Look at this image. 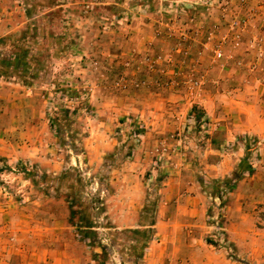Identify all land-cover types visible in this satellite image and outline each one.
I'll return each mask as SVG.
<instances>
[{"label":"rangeland","instance_id":"obj_1","mask_svg":"<svg viewBox=\"0 0 264 264\" xmlns=\"http://www.w3.org/2000/svg\"><path fill=\"white\" fill-rule=\"evenodd\" d=\"M29 2L0 0V264L176 251L157 225L183 195V152L212 201L208 242L264 264V133L230 140L223 163L208 139L228 95L260 91L264 116V0ZM234 187L245 223L221 204Z\"/></svg>","mask_w":264,"mask_h":264},{"label":"crops","instance_id":"obj_2","mask_svg":"<svg viewBox=\"0 0 264 264\" xmlns=\"http://www.w3.org/2000/svg\"><path fill=\"white\" fill-rule=\"evenodd\" d=\"M254 93L252 95L239 92L234 95H228L225 98L227 111L224 112L225 114L221 117V120L213 117L216 124L212 125V136L208 139L210 146L220 154L218 157L220 163L229 160L230 156L224 152L225 149L223 147L230 140L245 132L264 133V116L263 110L260 109L262 104L259 103L261 92L257 91ZM196 106H201V108L206 110L205 112L207 114L215 117L220 114L216 110L213 111L211 107L198 103L197 101H193L190 104L187 112L192 111L194 113ZM218 132H221L223 135L220 140L214 139L215 134ZM214 141L216 144H214ZM222 157L224 158L222 159ZM197 159V156L183 152V160L189 161L190 168L188 169H191L192 174L193 172H199V169L197 170ZM219 162L218 166L210 165L211 167L219 168L216 169V176L226 174V168H220ZM184 164L183 195L179 196L176 201L170 204L168 203L165 206L168 215L159 219V224L157 225L159 227V233L163 234L165 239L175 242L173 247L176 251L168 253L166 248L169 244L164 242V240L162 242H154L147 256V264H244L238 262L228 254L229 246L227 244H211L206 239L212 230V224L208 221L212 201L206 197L202 183L194 179L188 181L185 178L188 169L184 167L186 165ZM228 168H230V165L227 166V172ZM180 186L177 188L178 190H181ZM244 192V190L243 192H237V188L234 187L233 192H229L231 193L229 196L231 199L228 197L229 199L223 203L221 202L224 208H227V218L230 223H234L236 215L241 217L244 223L248 221V215L236 211L237 209L240 211L245 208L246 200H241V198L244 199L248 195ZM233 197L235 200H232ZM171 254L176 257L169 262L166 257L171 256ZM12 264L23 263L14 262Z\"/></svg>","mask_w":264,"mask_h":264},{"label":"trees","instance_id":"obj_3","mask_svg":"<svg viewBox=\"0 0 264 264\" xmlns=\"http://www.w3.org/2000/svg\"><path fill=\"white\" fill-rule=\"evenodd\" d=\"M29 1H30V0H24V4H28L29 6L34 7V5H31ZM34 8H35V7H34Z\"/></svg>","mask_w":264,"mask_h":264},{"label":"built area","instance_id":"obj_4","mask_svg":"<svg viewBox=\"0 0 264 264\" xmlns=\"http://www.w3.org/2000/svg\"><path fill=\"white\" fill-rule=\"evenodd\" d=\"M218 54L221 55L222 54L221 51H219Z\"/></svg>","mask_w":264,"mask_h":264}]
</instances>
